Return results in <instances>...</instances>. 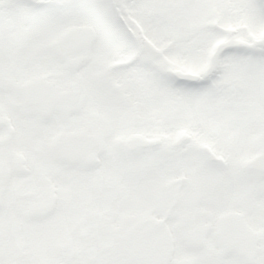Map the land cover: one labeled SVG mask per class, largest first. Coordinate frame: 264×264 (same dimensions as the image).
Instances as JSON below:
<instances>
[{
  "label": "snow or ice",
  "instance_id": "snow-or-ice-1",
  "mask_svg": "<svg viewBox=\"0 0 264 264\" xmlns=\"http://www.w3.org/2000/svg\"><path fill=\"white\" fill-rule=\"evenodd\" d=\"M0 264H264V0H0Z\"/></svg>",
  "mask_w": 264,
  "mask_h": 264
}]
</instances>
